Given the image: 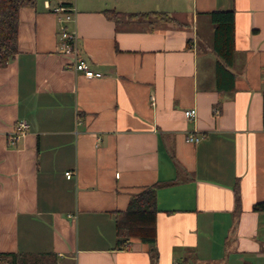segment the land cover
Instances as JSON below:
<instances>
[{"label": "crops", "instance_id": "1", "mask_svg": "<svg viewBox=\"0 0 264 264\" xmlns=\"http://www.w3.org/2000/svg\"><path fill=\"white\" fill-rule=\"evenodd\" d=\"M60 3L75 5L69 28L101 78L58 52L51 10ZM214 10H234L225 73ZM151 12L174 21L130 16ZM18 44L0 68V253L54 254L59 264H264V212L253 210L264 201V0H36L19 10ZM20 120L29 130L11 144ZM152 185L156 263L138 239L116 248L114 214Z\"/></svg>", "mask_w": 264, "mask_h": 264}, {"label": "trees", "instance_id": "2", "mask_svg": "<svg viewBox=\"0 0 264 264\" xmlns=\"http://www.w3.org/2000/svg\"><path fill=\"white\" fill-rule=\"evenodd\" d=\"M36 0H0V68L5 67L18 52L19 10L21 7L34 6ZM110 19L123 15L115 10H106ZM149 16L162 21H174L164 12L147 14H130V16ZM213 25V50L219 56L217 68L230 66L234 60L235 49V18L234 10H214L208 13ZM157 185L146 186L134 195L124 210L115 211V227L117 249L130 248L132 239H138L150 246L154 263L158 259L155 249L157 239L156 218ZM236 201H239L236 193ZM253 210L264 212V201L253 205ZM0 264H59L54 254L33 255L25 253H0Z\"/></svg>", "mask_w": 264, "mask_h": 264}, {"label": "built area", "instance_id": "3", "mask_svg": "<svg viewBox=\"0 0 264 264\" xmlns=\"http://www.w3.org/2000/svg\"><path fill=\"white\" fill-rule=\"evenodd\" d=\"M57 16L59 22V41L58 52L69 55L73 58V63L69 66L76 72L81 71L87 78H101L103 74L91 69L87 60L81 56L80 47L78 44V33L75 26L69 28V24L75 23L76 7L74 4L60 3L52 7L51 10ZM152 103L154 98L152 97ZM185 116L188 119H194L197 116V110L195 108L185 111ZM29 123L25 120H20L16 123L14 130L9 136L11 144H15L22 136H24L29 130ZM202 136L194 134L186 135V140L190 143H198L201 141ZM66 176L71 178L73 176L72 171L66 172Z\"/></svg>", "mask_w": 264, "mask_h": 264}]
</instances>
